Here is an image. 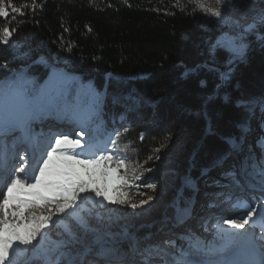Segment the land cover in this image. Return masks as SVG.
<instances>
[{
  "label": "trees",
  "instance_id": "obj_1",
  "mask_svg": "<svg viewBox=\"0 0 264 264\" xmlns=\"http://www.w3.org/2000/svg\"><path fill=\"white\" fill-rule=\"evenodd\" d=\"M3 3L8 16H0V29L14 31L13 43L0 42V106L19 105L31 115L44 78L63 68L66 73L59 75V85L41 114L77 121L79 132L69 135L80 140L82 147L74 150L82 153L77 158L111 156L101 167L106 169L115 159L127 161L135 167L131 173L153 169V161L159 165L158 177L148 179L153 185L157 180L159 188L154 198L147 197V203L138 206L139 213L126 205L129 200L136 203L135 187L132 195L124 197L125 203H116L119 207L112 210L105 206L109 201L87 191L92 196L89 210L77 215L76 205L68 210L71 216L53 218L55 223L42 229L43 239L33 254L23 260L18 256L22 245L17 246L11 254L13 264H47L61 243H69L61 251H68L74 260L80 249L74 246L80 242L92 244L89 251L96 247L86 260L90 264L94 258L103 259L97 255L101 249L107 250L104 256L127 258H134V251L141 249L150 254L152 264H159L164 262L159 249L163 243L176 251L175 257L213 260L229 253L235 247L227 235L232 228L212 225L210 237H200L196 232L203 226L187 222L188 203L211 179L219 184V179L243 173L259 184V177L252 173L254 166L264 163V29L259 30L261 37L246 36L249 48L242 61H231L227 49L214 46L218 26L189 4L179 8L173 0ZM9 4L22 11L13 12ZM235 63L222 81L221 71ZM53 159L59 161L56 156ZM75 167L87 180L85 169ZM200 169L208 171L205 179ZM94 180L91 186L105 189L100 168L95 169ZM8 223L20 224L23 233L29 219L24 214L19 219L11 215ZM128 224L140 228L125 231ZM53 226L58 232H52ZM104 230L108 239L98 243L94 237ZM70 231L77 241L69 242ZM161 233H172L183 243L162 241Z\"/></svg>",
  "mask_w": 264,
  "mask_h": 264
},
{
  "label": "rangeland",
  "instance_id": "obj_2",
  "mask_svg": "<svg viewBox=\"0 0 264 264\" xmlns=\"http://www.w3.org/2000/svg\"><path fill=\"white\" fill-rule=\"evenodd\" d=\"M173 2H174V5L179 7V8H183L188 4L191 6H194L195 9H197V10L201 11V13H203L205 20L208 23H212V24L218 26L219 34H218V36L214 42V46L231 45L233 42L237 46H239L238 51H232L231 48L228 46H220V47H223L229 51V53L231 55V58H230L231 61L241 60L242 58H244V55L249 48V44L245 41L247 35H253V36L261 37L259 30L261 28L264 29V26H259L255 30L246 31L247 25L251 24L255 18H258L261 10H264V0H221L220 3H218L217 0H173ZM198 4L203 5V7H198L197 6ZM208 9L221 11L222 16L221 17L213 16L210 14ZM9 43H13L11 38H9ZM65 73H66V71L63 68H61V69H59V72L57 74L59 76V75L65 74ZM58 76L56 75V78L53 77L48 81L46 80V82L43 81V89L44 90H43V92L41 91V94L39 97V101L41 102V104L45 103L47 98L51 95L50 93L54 92L53 90H54V87L57 85ZM221 77L223 78L222 75H221ZM10 107L11 106H9V104H4L3 107L0 106V115H1L0 116V124H1L0 125V127H1V129H0V146L2 144L4 146L10 140V136L12 133L11 132L8 133L9 130H15L17 132H20L22 134L23 140L27 141L30 144L31 140L34 139L35 135H37V133H40L39 132V124H41L42 122H40L39 120L36 121L37 111L36 110L33 111L32 112L33 116H31V117L29 114L28 123L26 125H23L22 123H20L19 119H15L17 117L11 116L12 113H16V112L23 111V110L16 109L13 111V108L17 107V105L16 106L13 105L11 108ZM37 108H40V106L35 107L34 109H37ZM3 112L5 113V115H2V114H4ZM7 116H9V118ZM11 119H15V121H12ZM39 119L43 120L45 124L49 123L50 126H53L52 123L56 126H59L63 123L70 125L72 128V131L66 132V134H68L70 136L72 134L76 133L77 131L79 132V130L75 128L76 121L74 119L70 118L69 116H66V118L60 122V124H59L58 120L54 121L51 118H47V116L45 117V116L40 115ZM8 120H11V122H8ZM5 121L7 123H3ZM21 125H23V126H21ZM206 126L208 127L209 124L207 125V123H206ZM205 131H206V129L204 130V132ZM253 131L254 130H252L251 132H253ZM254 134H255V132H254ZM72 137H75V136L73 135ZM55 139H56V136L54 135L50 139L49 143L52 144L55 141ZM250 143H252L251 145H253L252 141L246 142V144H248V145H250ZM9 146L11 147L12 143ZM250 147H251V149L255 150L254 147H252V146H250ZM5 150L6 149H3L2 151L6 152ZM46 155H47L46 151L43 152V156L46 157ZM42 162H43V160H41L40 163H42ZM123 163L127 166V170L124 167H120L115 172L110 171L109 176L107 178H105L106 194L110 197L117 198L118 192H122L125 194V197H128V196L133 194V191L131 192V190L133 187H135L136 192H134V194H133L134 199H135L134 201L136 202L135 204H138L141 206L140 201H142V200L145 201L147 199V197L154 198V196H152V195H153V192L155 191V189L159 188V185L156 184L159 182L157 180H154L155 184L154 185L151 184L154 186V187H152L153 188L152 190H149L147 185H148V179L149 178L154 179V177H158L156 174L155 168H156V166H159V165H157V163L155 161H153L152 162L153 166L150 167L153 169L139 168V169L135 170L137 172L131 173L134 171L135 167L132 168V164L128 163L127 161L123 162ZM105 167H106V170L107 169H116L117 168V160L115 159L114 162L112 161V162L107 163ZM222 168L223 167H221L219 169H222ZM33 170H35L36 172L39 171L38 167L32 169L31 172ZM215 170H214V172H215ZM16 171H17V169H16ZM199 171L201 174H205V175H203L204 179H205V177L208 175V171H206L205 169H200ZM196 172L198 173V171H196ZM197 173H195V174H197ZM119 177H125L127 180V183H123L119 179ZM136 177H139V179H136ZM188 178L192 179L193 177H191V175H190ZM206 180H208V179H206ZM219 180H220L219 184L212 183L213 181H215V179L208 180L209 182L211 181L210 185H207L208 183L205 182L203 184V187L200 188L202 193L197 198L191 199L190 203H188L190 206V211L187 214V218H186L187 222L193 224L194 226H197V225L203 226V228H201L199 226V228H201V229L199 232H196V233L200 237L207 239L210 237L209 233H211V227L213 224H215V225L222 224L223 225L224 224L223 223L224 218H230V219H235V220L239 221V217L242 214H246V213L242 212V210L239 207H234V206L238 205L239 202L246 201L248 205H250L253 208H256L257 212L254 214L251 222L249 224L245 225L244 229H232L233 230L232 233H234L235 235L231 236L230 238L232 239V241H237L238 239H240V237H244V240H242L243 244L246 242L247 239H250V240L255 239L256 240V235L258 238L259 232L261 231V229L264 226V210L258 209V205L261 202H263V200H261V199H264V187H262L260 183L258 184L254 180H250V179L246 178L245 176H243V173H240L239 175H235L232 178H229L228 176H226V177L219 179ZM10 182H11V180H9L8 182H6L4 184L3 189L5 192L7 191L6 184L10 183ZM26 182H28V183L34 182V178H33V180H28ZM254 186H256V187H254ZM223 188L224 189L228 188V190L238 189V191L240 193H234V192L229 193V195H227V196L229 197L228 199H231V200L228 203L226 201L225 202L221 201L219 203L220 205L215 206L216 208L209 207V206L207 207L206 203L211 202V200L214 201L215 194L220 192L219 191L220 189L223 190ZM248 188H254L256 190L260 189L259 193L262 196L261 199H259V197L257 199H255L252 196H250L251 193L248 194V190H247ZM200 190H198V192ZM180 195H181V193H180ZM176 196L177 195H175L174 200L177 199ZM101 198H102V200H104L103 196H101ZM3 199H4V197L1 196L0 197V203L3 202ZM91 200H92V196L87 191L82 192L80 194V200H79V203L77 204V206L74 210V213H76L78 215V213H82L83 211L85 212L86 210H89V206L91 205ZM219 200H222V198H220ZM127 202H129V203L128 204L126 203V205L128 206V208L130 210L134 211L135 214L140 210L139 207L133 208L131 206L133 203L131 200H129ZM105 206L111 210L115 209L116 207H119L116 203L105 204ZM210 208H212V209H210ZM121 209H123V206H121ZM4 211L5 210H0V220L6 219L7 221H11V213L19 211V209L15 205H9L8 208L6 209L7 216H5ZM49 211L52 212L53 218H56L59 216V214H57L55 212V205H44V204H41L38 207H35V206L29 207V208L24 210L23 214L26 216V218H29L30 214L36 215V216L47 215L49 213ZM144 211L147 212L148 210L145 209ZM213 212H215V213H213ZM207 216H209V218L213 219V220L211 222L208 221L206 218H204ZM202 220H204L205 222ZM127 227L133 228L132 225L128 224L124 228L125 231H126ZM138 227L139 226L134 227V228L136 229ZM42 231L43 230L36 233V238L32 241V243L30 245L24 246V247H23V245L18 246L20 249L18 252V256L21 255L20 257H22L23 260H24V257L26 255L31 254L34 251L33 250V249H35L34 245L38 244V242L41 240L40 238H41ZM173 231L175 232V228H173ZM52 232H55V233L58 232L54 228V226L52 228ZM127 232H129V231H127ZM96 233H100V231H97ZM131 234H134V233H131ZM149 236H151L150 233H149ZM123 237L132 238V237H134V235H129V236L125 235ZM160 238L162 241L163 240H165L167 242L180 241L181 243H183V241L178 239L172 233H169V234L161 233ZM98 243H101V241H99ZM164 244L165 243H163V245L159 247V249L162 251V255H163L162 258L164 259V262L159 263V264H178L179 261L187 260V257H184V258H181L179 256L175 257L174 253L176 251L174 249L166 248V246H164ZM78 245L76 244L75 246H78ZM95 249H96V247L94 246V248L92 250L86 251L83 256L82 255L79 256V254L76 253L77 256H74V257H76V263L78 262V264H86L85 262L81 263V261H83L82 260L83 257H85V260H87L88 255H90V253L93 254V251H95ZM104 251H107V250L104 249ZM130 251H131V249H130ZM237 251L240 252L239 249ZM243 254H247V253L244 252ZM119 255L122 256V258L121 257L117 258L116 255H115V257H114V255L104 256L103 262H105L106 264L114 263L116 261H120L118 259L122 260L125 257L124 255H121V254H119ZM94 256H96V255H94ZM139 256H140V254H139ZM169 259H172V263L168 262ZM94 260H95V258H94ZM187 261H189L190 264H197V263L202 264L201 262H198L195 260H187ZM226 261H228V260H226ZM95 262H96V260H95ZM131 263L132 264H144V260L139 257L138 259H136L135 261H132ZM15 264H18V263H15Z\"/></svg>",
  "mask_w": 264,
  "mask_h": 264
},
{
  "label": "snow or ice",
  "instance_id": "obj_3",
  "mask_svg": "<svg viewBox=\"0 0 264 264\" xmlns=\"http://www.w3.org/2000/svg\"><path fill=\"white\" fill-rule=\"evenodd\" d=\"M218 3L221 0H217ZM198 7H203V5H197ZM8 7L12 8L13 12H21L22 9L15 8L11 4ZM211 15L216 17H221L222 12L218 10L208 9ZM0 16L7 17L8 11L4 6L3 0H0ZM259 26H264V10H261L258 18H255L253 22L247 25L246 31L255 30ZM14 29L9 27H4L0 29V42L8 43L9 38L12 35ZM228 46L232 51H238L239 46L234 42L231 45H220ZM23 126V125H21ZM119 135V133H117ZM55 144H47L41 150L40 159L43 160L42 163H38L39 171L33 170L31 173L28 172L26 168L21 166L18 171L24 176L17 175L11 178V182L6 184L7 191L5 192L3 186H0V196H3V202L0 203V210H5L4 214L7 216L6 209L9 205H15L19 211L12 212L11 215L14 218L19 219L24 210L29 207H38L41 204L44 205H55V212L57 214H64L65 216H71L69 209L74 210V206L77 205V199L79 194L86 191H92L95 193L96 197L103 196V199L109 201L110 203H125V194L118 192V197L113 198L106 194V188L91 186L95 184L94 176L95 169L100 168V174L102 177L107 178L109 172H115L118 168L124 167L127 170V166L122 162L117 163L116 169H105L101 167L102 161H111V156H102L95 159H78L77 157L82 153L74 151L75 149L81 148L80 140L69 139L66 133L55 134ZM264 140V137H261ZM115 143V141H113ZM259 143V141H258ZM47 153L46 157L43 156V152ZM56 156L59 161L53 159ZM23 159V157H21ZM80 165L85 169V174L88 179H84L81 173L75 167ZM93 170L90 172L89 168ZM4 171H8L7 165L5 164ZM254 176L259 177V183L264 187V163L254 166V171L252 173ZM34 182L28 183L26 181L33 180ZM123 183H127L125 177H119ZM139 179V177H136ZM147 187H154L148 184ZM149 200L151 197L148 198ZM147 201H140L143 205ZM133 208L139 205L133 203L131 205ZM234 207H239L242 214L239 217V221L230 218H224L223 223L232 229H244L245 225L249 224L257 212L256 208L251 207L246 201L239 202L238 205ZM29 223L23 225V233L21 232L20 224H10L6 219L0 220V264H13L11 259L12 252L17 248L18 245L28 246L36 238V233L47 227L49 222L55 223L53 221L52 212L49 211L47 215H31L29 216ZM227 235L233 236L234 233H228ZM70 241H77L78 237L69 232ZM43 239V233L41 234ZM69 243H61L58 245L56 253L48 259L47 264H75V261L70 258V253L68 251H61V249H68ZM223 251V249H221ZM264 253V249H262ZM97 255L104 258V250L101 249L97 252ZM144 264H152L149 256L145 257ZM178 264H190L187 260L179 261ZM224 264H248V261L244 259H234L231 261H225ZM260 264H264V256H262Z\"/></svg>",
  "mask_w": 264,
  "mask_h": 264
},
{
  "label": "bare ground",
  "instance_id": "obj_4",
  "mask_svg": "<svg viewBox=\"0 0 264 264\" xmlns=\"http://www.w3.org/2000/svg\"><path fill=\"white\" fill-rule=\"evenodd\" d=\"M41 112L42 111L40 109L38 114L36 115V121L39 120L40 122H42L41 124H39V132L40 133H37V135H35L34 139L31 140L30 144L27 141L23 140L22 134L20 132L12 130L14 132V134L12 136H10V140L8 141V143L7 144L4 143L5 144L4 146H3V144L0 146L1 147L0 148V153L3 152L2 151L3 149H6L5 150L6 152H4L6 155L11 153V150L13 149L14 150V153H13V157L14 158H16L19 154H23L24 156H22V157L25 158V161L28 163L29 170H30V168L33 167V162H34L33 155L38 153V150L41 149L43 146L47 145L49 140H50V137H51L50 129L48 127H45V123H44L43 120L39 119V116H40ZM28 117H29V114L26 111V112L22 113L16 119H19L20 123H22L23 125H26L28 123ZM47 124H49V123H47ZM53 127L55 128V130H60V131L61 130H66L68 132L72 131V128H71L70 125H67V126L63 127V129H59L58 126H53ZM9 131H11V130H9ZM11 143H12V146L10 147L9 145ZM254 187H256V186H254ZM247 190H248V192L252 193V196L255 199H257L258 197H262L261 194L259 193L260 189L256 190L254 188H248ZM219 191L220 192L215 194L214 201L211 200V204L210 205H213L212 206L213 208H216L215 207L216 205H220L219 203L221 201H223V202L226 201L228 203L231 200V199H228L229 197L227 196V195H229V193H231V192L240 193L238 191V189L228 190V188H226V189L223 188V190L220 189ZM220 198H222V200H219ZM210 209H212V208H210ZM213 213H215V212H213ZM204 218H206L210 222L213 220V219H210L209 216L204 217ZM202 221H204V220H202ZM213 225H215V224H213ZM263 249H264V244H263ZM139 257L142 258L141 256H139L138 253H136V254H134V258L133 257L132 258H127L125 256L122 260L116 261L114 263H109V264H132L131 262L135 261ZM251 257H254V255L252 253H251ZM142 259L145 260L144 258H142ZM241 259H244V258L241 257ZM82 260L83 261H81V263H84V262L86 263L85 257H83ZM95 260H96V262L94 261L92 264H106L105 262L100 261L99 259H95ZM204 264H208V263H204Z\"/></svg>",
  "mask_w": 264,
  "mask_h": 264
},
{
  "label": "water",
  "instance_id": "obj_5",
  "mask_svg": "<svg viewBox=\"0 0 264 264\" xmlns=\"http://www.w3.org/2000/svg\"><path fill=\"white\" fill-rule=\"evenodd\" d=\"M243 60V58L240 60V61H242ZM234 66H236V63L233 65V66H231L230 68H228V69H226L224 72H222L221 71V75L223 76V78L221 77V80L223 81L226 77H227V74L229 73V72H231V70H232V68H234ZM50 75H48V77H49ZM47 77V78H48ZM187 172H189V171H187ZM189 174V173H188ZM136 227V226H135ZM142 227V226H141ZM150 227V226H149ZM140 228V227H139ZM102 232V235H100L99 237L97 236V237H94V239L96 238V240L99 242V241H101V240H105V239H108V234L109 233H106L107 231H101ZM91 239H93V237L91 238ZM91 243V242H90ZM89 244V243H88ZM78 245V244H77ZM79 246V247H78ZM78 246H74V248L75 249H79V250H77V254L78 253H80L81 251H83L85 248H87V247H91V246H93L92 244H90V245H86V244H84V243H81L80 242V244L78 245Z\"/></svg>",
  "mask_w": 264,
  "mask_h": 264
}]
</instances>
